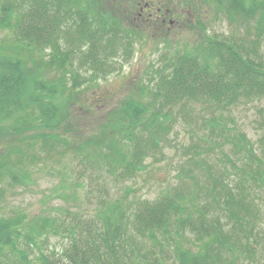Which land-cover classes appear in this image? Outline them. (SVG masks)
<instances>
[{
	"label": "trees",
	"instance_id": "1",
	"mask_svg": "<svg viewBox=\"0 0 264 264\" xmlns=\"http://www.w3.org/2000/svg\"><path fill=\"white\" fill-rule=\"evenodd\" d=\"M199 1L189 0L196 16L194 2ZM210 1L248 35L254 23L256 38L218 40L202 31L200 20L188 24L196 38L171 50L140 94L112 109L86 136L78 124L81 110L92 111L95 105H83L77 88L116 72L144 35L165 31L161 23L141 14L143 0H0V31L14 36L11 46L0 45V208L7 187L31 183L29 163L40 160L45 166L66 156L77 161L78 173L98 175L94 183L101 194H90L96 204L89 213L57 206L31 218L19 209L3 215L0 264L233 263L230 256L241 240L237 230L250 239L252 222L264 216L253 199L248 202L247 192L263 186L264 149L258 155L247 134L228 125L233 107L264 97V58L258 50L264 0ZM199 105L202 128L210 131L202 129V144L195 147L202 163L195 156L188 161L202 170V182L183 167L189 182L179 180L154 201L128 200L127 180L143 172L147 158L168 142L175 110L193 114ZM260 143L264 146V137ZM227 146L243 165H233L242 171L239 183L233 184L228 170L217 167L216 174L208 159L218 149L234 162L222 151ZM77 185L63 183L59 196L72 197L67 191ZM120 188L121 196L113 197ZM51 237L64 246L50 247ZM165 246L174 250L171 263L166 255H156L155 248L162 253Z\"/></svg>",
	"mask_w": 264,
	"mask_h": 264
},
{
	"label": "rangeland",
	"instance_id": "2",
	"mask_svg": "<svg viewBox=\"0 0 264 264\" xmlns=\"http://www.w3.org/2000/svg\"><path fill=\"white\" fill-rule=\"evenodd\" d=\"M170 1L172 2L171 5L169 4ZM194 3L198 8V11H196L197 16L195 11L190 8L191 3L189 0H143L142 7H152L151 5H154L161 8L163 6L162 15L167 14L168 19H171L173 24H170L168 20L166 25L161 26V30L165 31L160 32L156 29L155 33L151 30L149 35H144L136 43L132 56L127 61L122 60V62L117 63L118 69L116 72L106 78H101L93 86L87 83L77 88L81 93V103L83 105H86V107L95 105V109L92 111L81 110L78 124L85 130L84 135L89 136L95 133L99 123L104 121L108 113L121 105L123 101L132 96L137 97L141 92L140 88L152 78L150 76L152 69L164 66L165 58L171 50L183 47L196 38L197 34L188 26L194 25L200 20L202 31L206 32L208 37L218 40H228L234 35L239 40L256 38L254 23L252 24L251 33L248 35L244 27L229 22L224 12L218 11V8L210 0H201ZM150 29H152L151 26ZM13 38L12 32L8 30L0 31V45L8 42V46H11ZM258 50L264 58V36L260 41V45H258ZM179 110H175L177 122L168 135V142L162 146V150L156 156L147 158V167L143 172L139 173L134 179L127 180L126 184L130 188L128 200L133 201L136 198H141V201H154L161 194H166L174 188L179 180L185 178L189 182L182 175L183 167H185L184 169L191 168L194 170L198 176L197 178L202 182V170L196 169L194 165L189 166L188 160L189 157L195 156L194 158L202 163V155L198 157V154H195L194 151L197 144H202L199 141V139H202V129L207 134L210 127L202 128V106L195 107L193 114L191 110L185 112ZM229 112L233 122L228 121V125H231V127L236 126L237 130L247 134L255 146L256 153L261 155L264 149V146L260 143V140L264 137V97L240 103ZM203 115L206 118L209 117L207 113ZM217 139H219V136H217ZM222 151L228 154L234 162L226 159L223 152L218 149L213 154L208 155L209 161L216 165V174L217 167L221 171L228 170L231 179L234 180L233 184L239 183L242 178V171H236L233 167V165L238 166V168L243 167L238 159L239 156L229 146L222 149ZM70 157L66 156L60 162L58 158H53L47 161L45 166L40 160L35 164L29 163L28 166L32 175L31 183L26 187H7V199L2 205L3 209L0 208V218L3 215L16 212V209L25 212L31 218L44 214L48 208L57 206H67L75 211L80 209L81 212L87 211L86 213L92 212L95 208L96 199L89 200V197H92L90 194L101 196L97 189L98 186L94 183V179L98 175L93 176L88 173V176L87 173L85 175L82 172L85 175L83 176L81 172L78 173V170L74 169L77 161L74 160L73 164ZM71 181H76L79 184L77 187L73 186L71 191H67L69 194L72 192V197L75 200L72 197L61 198L59 196L61 185ZM262 185L254 187V190H252L253 186H248L252 191L247 192L251 193L248 202L253 199L256 205L258 204L261 213H264V183ZM64 190L66 192L67 189ZM123 190V188H120L117 191L118 193L116 192L117 194H113V197L121 196ZM200 205L202 206V200ZM229 225H227L229 226L227 229L231 231L233 226L232 224ZM252 225L250 227L255 229L250 239L247 238L246 233L237 230L241 240L238 242L237 239L238 241L234 240L235 242H233L235 244L238 242L237 245L240 247L234 255L230 256L233 259V263L230 262V264H264V216L262 215L258 220L252 222ZM231 233H234L233 236H235L234 229ZM49 243L50 247H56L59 250L65 242L57 237H51ZM189 244L187 241L184 242L185 247ZM164 249L161 253L160 249L156 247V255L158 257L166 255L171 263L172 258L174 259L172 256L174 250L168 246H165ZM192 250L197 252L198 248L192 245Z\"/></svg>",
	"mask_w": 264,
	"mask_h": 264
},
{
	"label": "flooded vegetation",
	"instance_id": "3",
	"mask_svg": "<svg viewBox=\"0 0 264 264\" xmlns=\"http://www.w3.org/2000/svg\"><path fill=\"white\" fill-rule=\"evenodd\" d=\"M152 7H149V6H145V7H142L141 8V14L144 13V14H147L148 17L151 19V18H154L156 20V22H160L161 25H166V23L168 22V20L170 21V24H173V22L171 21V19H168V16L167 14L164 16L162 15V7L158 8V7H155L154 5H151Z\"/></svg>",
	"mask_w": 264,
	"mask_h": 264
}]
</instances>
